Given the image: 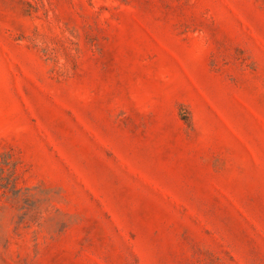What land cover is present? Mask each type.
I'll use <instances>...</instances> for the list:
<instances>
[{"label": "rangeland", "instance_id": "obj_1", "mask_svg": "<svg viewBox=\"0 0 264 264\" xmlns=\"http://www.w3.org/2000/svg\"><path fill=\"white\" fill-rule=\"evenodd\" d=\"M0 264H264V0H0Z\"/></svg>", "mask_w": 264, "mask_h": 264}]
</instances>
